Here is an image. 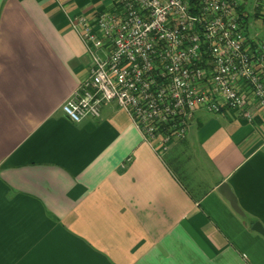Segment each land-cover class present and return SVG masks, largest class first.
Instances as JSON below:
<instances>
[{
	"label": "crops",
	"instance_id": "1",
	"mask_svg": "<svg viewBox=\"0 0 264 264\" xmlns=\"http://www.w3.org/2000/svg\"><path fill=\"white\" fill-rule=\"evenodd\" d=\"M111 4L0 0V264H264V112L199 110L162 154L115 102L62 110L92 64L70 19Z\"/></svg>",
	"mask_w": 264,
	"mask_h": 264
},
{
	"label": "built area",
	"instance_id": "2",
	"mask_svg": "<svg viewBox=\"0 0 264 264\" xmlns=\"http://www.w3.org/2000/svg\"><path fill=\"white\" fill-rule=\"evenodd\" d=\"M264 0H112L70 19L91 58L62 110L73 122L115 102L162 154L186 138L195 113L264 112V41L247 33Z\"/></svg>",
	"mask_w": 264,
	"mask_h": 264
},
{
	"label": "water",
	"instance_id": "3",
	"mask_svg": "<svg viewBox=\"0 0 264 264\" xmlns=\"http://www.w3.org/2000/svg\"><path fill=\"white\" fill-rule=\"evenodd\" d=\"M218 192L231 203V206L238 214L245 216V213L243 209L241 208V206L239 205V202H238V199L235 193L233 192V190L231 189L228 183L226 182L222 183L218 187ZM253 230L264 235V226L260 222L254 223Z\"/></svg>",
	"mask_w": 264,
	"mask_h": 264
},
{
	"label": "rangeland",
	"instance_id": "4",
	"mask_svg": "<svg viewBox=\"0 0 264 264\" xmlns=\"http://www.w3.org/2000/svg\"><path fill=\"white\" fill-rule=\"evenodd\" d=\"M255 17L251 19L250 26L249 24L247 25V33L256 39L264 41V20L261 21Z\"/></svg>",
	"mask_w": 264,
	"mask_h": 264
}]
</instances>
